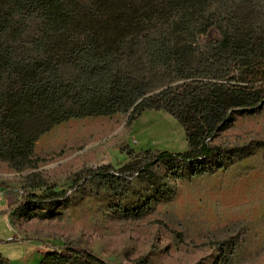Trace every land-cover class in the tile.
<instances>
[{"label":"trees","instance_id":"1","mask_svg":"<svg viewBox=\"0 0 264 264\" xmlns=\"http://www.w3.org/2000/svg\"><path fill=\"white\" fill-rule=\"evenodd\" d=\"M263 106L264 0H0V163L17 172L35 165L37 140L57 125L164 111L186 150H129L121 167L88 176L113 197L138 196L139 216L151 204L133 181L163 202L172 189L160 167L196 178L233 165L214 141ZM7 200L9 210L29 204ZM38 264L106 263L63 245Z\"/></svg>","mask_w":264,"mask_h":264},{"label":"rangeland","instance_id":"2","mask_svg":"<svg viewBox=\"0 0 264 264\" xmlns=\"http://www.w3.org/2000/svg\"><path fill=\"white\" fill-rule=\"evenodd\" d=\"M214 144L235 163L196 178L160 167L172 189L163 202L133 181L151 204L137 216L138 196L113 197L89 183V172L121 167L129 150H186L177 121L164 111H144L131 124L113 115L53 127L37 140L33 167L17 172L0 163V193L29 201L9 210L10 228L0 196V256L9 264H38V256L70 245L106 264H264V106L236 115ZM36 247V260L23 261Z\"/></svg>","mask_w":264,"mask_h":264},{"label":"crops","instance_id":"3","mask_svg":"<svg viewBox=\"0 0 264 264\" xmlns=\"http://www.w3.org/2000/svg\"><path fill=\"white\" fill-rule=\"evenodd\" d=\"M1 195H3V194H1L0 193V196ZM7 195L11 198V199H14V197L13 196H11V195H9V194H4L3 195V197H4V200H5V203H6V206H5V208H6V220H7V222H8V224H9V221H8V213H9V207H8V200H7ZM9 226H10V224H9ZM10 228H11V226H10ZM18 241H20V242H23V243H28L29 241L28 240H23L22 238H20V237H18ZM38 249H40L39 247H36V251H33L34 253L31 255H28L27 254V256L23 259V261H25V262H28V261H30V260H33V261H35L36 260V257H34V254L38 251ZM41 259V255L40 256H38V258H37V261L39 262V260ZM7 261V260H6ZM8 263V262H7ZM9 264V263H8Z\"/></svg>","mask_w":264,"mask_h":264}]
</instances>
